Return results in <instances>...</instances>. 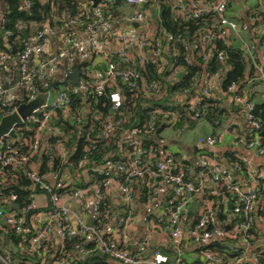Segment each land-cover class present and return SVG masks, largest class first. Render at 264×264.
Instances as JSON below:
<instances>
[{
  "label": "built area",
  "instance_id": "built-area-1",
  "mask_svg": "<svg viewBox=\"0 0 264 264\" xmlns=\"http://www.w3.org/2000/svg\"><path fill=\"white\" fill-rule=\"evenodd\" d=\"M114 1L121 5L122 2L136 7L131 12L122 13L118 9V15L126 25L135 26V32L123 33L112 31L110 28L111 12L103 2ZM170 5V11L175 17L185 14L187 19L197 20L203 16L212 20L198 28L193 39H185L180 34H172L163 26L156 24L152 17L151 5L160 8V0H99L95 6L81 4L73 14L61 13L52 16V21H61L62 26L54 28L48 24L38 31H33L21 39V48L17 53V82H11L8 74H3L6 67L7 55L0 51V108H5V114L14 111L16 105V87L22 85L25 89L27 102L38 93L47 94L52 90L54 97L50 102H45L34 108L26 117V121L35 124L34 140L29 145L28 151H34L37 146V134L43 129L49 131L51 136H61L62 130L58 126L49 125L52 114L58 112L62 119L69 113V94L99 97L105 93L106 86H112L107 99L112 109L121 104V95L116 80H120L128 88L140 86L146 93L158 94L159 84L151 79L143 81L141 74L129 66L119 64L135 61L140 67L149 61L160 58L180 44L188 52L184 57L186 63L191 57L199 58L203 63L224 62V46H235L247 57L251 70L247 73L249 81L262 82L264 86V54L257 53L254 38H264V15L259 9L252 8L243 20H235L226 14V8L231 0H166ZM144 5H146L144 7ZM29 0H20L18 8L28 9ZM3 11L0 8V32H2ZM154 26V28H153ZM3 38L10 35L8 31L2 32ZM236 42V44H233ZM97 55L102 63V71L98 76L80 72L76 84H72L67 73L73 69V64L85 61L89 56ZM116 59H114V58ZM1 71H3L1 73ZM58 80L56 89H47L50 81ZM68 80L71 86L61 84ZM54 87V86H52ZM10 91L9 94L6 92ZM215 90H220L227 96L228 102L239 106L238 113L252 135L245 140L244 146L251 149L257 155L264 156V145L259 142L258 135L254 132L260 127V122L252 116L254 101L250 100L241 91V86L229 83L223 88L216 77V72L204 73L196 82H191L182 90L186 98L185 111L191 118L199 119L195 110L203 97L212 96ZM25 121V122H26ZM124 121L117 118H107L103 122L102 130L98 136L105 138L111 130L119 128ZM211 128L227 127L220 121L208 123ZM20 125V124H19ZM153 121L149 119L141 127H131L124 132L128 134L127 144L133 148L138 147L141 133L150 129ZM17 126H14L16 133ZM210 128V129H211ZM212 131V130H211ZM37 136V137H36ZM6 135L0 137V183H3L2 169L8 167H22L27 162L24 153H18L6 140ZM16 137V136H15ZM14 139V138H12ZM218 138L213 132L198 135L196 144L203 145L207 149L215 146ZM236 143V142H235ZM58 155L64 158L67 151L58 143L56 146ZM144 150H137V154L127 161L112 164L106 161L97 166L88 162L85 156L77 160L76 170L82 175L95 173L108 176L99 180L98 184L91 185L89 189L93 194L91 203V216L98 215L101 200L111 185H115L121 202L128 206L132 200V182L134 180H150L166 186L170 192L171 202L169 207L156 218V224L176 246V254L170 259L164 251L155 249L147 256L139 255L150 230L134 243L137 251L130 252L126 245H130V239L126 229H120L116 236L102 233L91 226H87L85 220L76 215V231L71 234L68 224V208L63 204L61 196L53 191V185L45 182L43 176L35 171H26V177L30 179V193L28 203L17 210L10 208L5 210L0 206V227L6 226L11 232L21 234L30 232L27 247L37 254V260L33 264H67L68 258L53 256L45 260L41 251L45 252L47 235L51 222H55L57 235L61 240L72 235L79 237L77 244L79 257L97 253L105 256L116 264H189L185 262L179 253L180 243L187 240L194 244H206L212 239H229L232 243L227 245L229 249L238 252L234 257H226L218 251L205 249L201 252L199 260L195 264H260L258 254L249 245V230L257 219L255 211L259 194V182L264 180V164H252L249 158H240L234 155L235 160L231 165L218 162L213 155H202L198 158L197 168L205 172L206 180L214 185L208 194L204 190L206 182L201 176L192 177L188 169L182 168L179 161H187L183 158L176 162L172 156L164 158H147L139 160V154ZM189 167V165H188ZM235 172V174L233 173ZM116 173L122 175L117 179ZM51 174V173H50ZM51 176H54L51 174ZM65 179H59L58 186H64ZM36 189L44 193L50 205L49 210L41 214L40 224L30 225L23 215L28 209L33 208V196ZM82 189H73L68 197H71L78 206H81L79 196ZM150 194H156L153 185L149 187ZM206 196L197 197L200 194ZM208 196H217L219 203L213 205ZM15 195H10L9 203H14ZM198 199L199 202L196 200ZM195 201V209L191 216L187 211L191 202ZM231 204L230 207L228 205ZM260 218H264V206L259 207ZM222 215L219 219L218 216ZM29 220V219H28ZM264 239V238H261ZM86 247V245H88ZM0 264H10L4 255L0 253ZM32 264V263H31Z\"/></svg>",
  "mask_w": 264,
  "mask_h": 264
},
{
  "label": "trees",
  "instance_id": "trees-1",
  "mask_svg": "<svg viewBox=\"0 0 264 264\" xmlns=\"http://www.w3.org/2000/svg\"><path fill=\"white\" fill-rule=\"evenodd\" d=\"M19 2L20 0H0V8L5 18L1 31L10 33V35L3 38V34L0 32V51L7 55V69L3 74H8L13 83L17 82L16 57L21 48V39L23 38L21 30L24 29L26 35H28L33 31L43 29L47 24L51 27L59 28V26H62L63 18H61V21H52V16H58L61 13L69 14L72 5L75 9L73 13L81 4L89 5V0L79 3L77 0H29L30 6L24 10L18 8ZM103 3L105 6L112 4L107 9L111 12L112 17L118 15L119 4L117 2L105 1ZM159 3V9L151 5L154 22L156 24L160 23L165 30L172 34L178 33L187 40L193 39L198 28L206 26L212 20V17L208 18L207 16L197 20L187 19L185 14L174 18L170 11L169 3L166 0H160ZM223 49L224 62L222 64L215 62L203 63L195 56H192L190 62L186 63L184 57L188 55V52L180 44H176L170 52L163 54L158 59L149 61L143 67H140L135 61L126 63L119 60V64L129 66L138 71L143 81L156 80L160 87L159 93H146L140 88L139 84L136 87L128 88L120 80H116L121 95V104L116 109L111 108L107 99V93L113 88L112 86H106L105 93L99 97L69 94L70 102L67 118L62 119L58 112H55L49 120V125L61 128L62 135L57 137L47 134L45 138H41L37 142L34 151L28 150L30 143L34 140L35 124L26 121L18 125L15 133L16 137L12 139L6 136L4 139L5 142L6 140L11 141L8 144L15 151L26 154L27 162L22 167L12 168L7 166L2 169L3 183H0V206L5 210L10 209V203L8 202L10 195L16 196L14 203L17 204L19 209L26 206L31 186L30 179L26 177V171L32 170L29 166L31 162L36 164L37 169L33 171L39 176L47 173L54 175L53 177H55L56 181L53 191L61 196L63 192L69 191V189L71 192L76 188L82 190L89 188L108 176V173L99 176L95 173L82 175L77 172L76 163L82 156H85L89 163L97 166L103 165L107 160L112 164L125 162L128 158L138 155L137 150H144L145 153L153 152L155 156H158L160 149L158 142L161 139V131L163 129L170 127L175 136L178 137L186 130L192 129L198 120L213 123L215 120H228L232 114L239 115V106L225 102V97L215 98L212 96L203 97L199 106L195 109L200 116L199 119L191 118L185 111L186 98L182 90L204 73L217 72L218 80L223 88L232 82L240 88L246 81L247 73L251 70L247 57L235 46H224ZM85 61L74 63L73 68L77 66L81 70L86 65ZM51 82L47 84L46 88L56 89L57 86L52 87ZM61 84L71 86L68 80L61 82ZM25 89L26 87L22 85L16 87V92H13V95L17 96L16 103H21L25 100ZM0 111H5V108H0ZM252 116L260 122V127L254 132L258 135L260 144L264 145V101L254 103ZM107 118H119L124 123L119 128L111 130L105 138H100L98 134L102 130L104 120ZM149 119L153 121V125L150 129H146L141 133L138 147L129 146L127 144L128 137L121 138L125 130L136 126L141 127ZM240 124L244 126L243 123ZM252 133L245 127V140ZM58 143L67 151V155L64 158L56 153L54 147ZM145 153L139 154L138 158L140 161L146 159L147 155ZM172 153L170 156L176 162L175 157L177 154L176 152ZM233 154L232 152H227L224 155L226 164L231 165L235 160ZM179 163L182 164L184 169L186 165H190L188 160L179 161ZM64 170L71 177V182L68 185H66V182L64 186H58L60 175L64 173ZM116 176L117 179L122 178L120 173H116ZM44 180L47 182L45 177ZM259 187L257 210L255 211L257 219L260 218L259 207L264 206V180L259 182ZM204 190H209V188L205 186ZM41 192V190L36 189V193ZM203 196L206 195L203 194ZM208 197L212 200L213 205L219 203L217 196ZM104 198L98 208V215L92 218V226L98 231H100L102 224L111 215V213H107L104 216V206L107 201ZM196 200L199 202L198 199ZM48 207H50L49 203H47L45 211L49 210ZM37 211V208L28 209L23 215L25 221L31 219ZM218 218L221 219L222 215H219ZM121 225L122 221H120L119 227ZM29 237L30 232L28 230L21 234H16L11 232L6 226L0 227V253L5 256L9 263L16 260V264H26V262L33 264L37 260V254L31 252L27 247ZM261 238H264V225H258L255 221V224L249 230V245L258 254L260 264H264V239ZM80 240L77 235H72L62 240L61 252L57 253L56 257L64 256L66 259L68 258L67 264H111L108 258L97 253L78 258L69 257V250L79 244ZM185 241L188 244V248L183 249ZM185 241L179 244V253L181 256L182 253L191 255L190 258L182 256L183 260L189 264H195L196 260H199L201 252L205 249L218 251L229 258L238 254V252H234L227 247V245L232 243L229 239L215 238L206 244L200 245ZM88 246L89 244L86 245V247ZM164 252L171 255L176 254V246L172 241L170 247ZM40 253L47 260V250Z\"/></svg>",
  "mask_w": 264,
  "mask_h": 264
},
{
  "label": "crops",
  "instance_id": "crops-1",
  "mask_svg": "<svg viewBox=\"0 0 264 264\" xmlns=\"http://www.w3.org/2000/svg\"><path fill=\"white\" fill-rule=\"evenodd\" d=\"M122 5V3H121ZM260 0H231L229 5L226 8V14L239 21L243 20L246 14L252 10V8H257L264 15V8L260 7ZM120 7V4H119ZM262 8V9H261ZM110 28L112 31H120L123 33H134L135 26H128L120 18H114L111 21ZM256 44L257 53L264 54V38H254ZM233 44H236L234 42ZM100 58L97 55L91 54L89 58L85 61L86 65L81 68L80 72L86 71L89 76H98L102 71V63ZM216 77L218 74L216 72ZM241 91L248 96V98L254 102L264 101V86L262 82L256 81H246L241 86ZM7 94L10 91L7 90ZM212 97H225L224 101L228 103L227 96L223 94L220 90H215L212 94ZM239 114V113H238ZM240 116L237 114H232L228 120L220 121L221 124L227 125V127H215L211 128L207 121L198 120L196 121L192 129L186 130L178 137L175 136L173 130L170 127H167L161 131V139L158 144L160 146L158 156H155L153 152H146L147 158H164L169 155H172V152H176L177 160L181 158L189 161L190 165H186V169L189 170L190 175L193 177L201 176L206 182V187L209 190L214 188V185L206 180V174L202 170L201 172L197 169L198 158L202 155H213L214 159L218 162L224 163V155L227 152H232L240 158H249L252 164L263 165L264 156L255 154L251 149L244 146L245 134L244 128L246 124L243 122ZM240 123H243L242 126ZM211 128V129H210ZM212 130V131H211ZM213 132L214 135L218 138L215 146L211 149H207L203 145L196 144V137L198 135H205ZM49 134L47 129H42L39 134H37V140L45 138ZM128 137V134L124 133L121 135V138ZM236 142V143H235ZM56 150V147H54ZM183 149L180 152V149ZM180 155L178 156V153ZM56 153L58 154L57 150ZM30 168L36 170V164L30 163ZM66 170V169H65ZM63 171L59 179H65L67 184H70L71 177L67 172ZM43 177L54 186L55 177L51 176L50 173L44 174ZM132 200L128 206H125L119 199L118 193L115 189V185L109 186L106 196V203L104 206V216L107 213H111L110 217L107 218V221L102 224L100 232L109 234L111 236H116L120 229H126L128 231V238L130 239L131 244L126 245V249L130 252L137 251L134 245L135 242L140 240L145 233H148L147 230H150L149 238L146 240L145 245L142 250L137 251L139 255L147 256L152 253L153 250L159 249L165 251L170 247L171 240L167 235L162 231L161 227L156 224V218L159 214L163 213L170 205L171 196L168 188L162 186L157 182H151L150 180H134L132 183ZM153 185L156 190V194H150L149 187ZM65 190V189H64ZM206 193L208 194V191ZM69 191H65L61 194V199L63 204L68 208V224L71 230V234H75L76 231V215L81 216L85 222L91 216V203L93 202L92 191L87 187L83 189V192L79 196V201L81 206H78L76 202L68 197ZM205 193V195H206ZM203 196V194L198 195ZM47 198L44 193H36L33 196V208H37L38 211L34 214L31 219L27 220L30 225L37 226L41 221V214L45 212V207L47 206ZM49 209V207H48ZM120 221H122L121 227ZM256 224L264 225V218L256 219ZM62 249V240L59 238L56 232L55 222H51L47 235V244L45 250H47V259L55 256L57 253H60ZM69 257H79L77 252V246L75 245L68 252ZM111 264H116L113 261H110Z\"/></svg>",
  "mask_w": 264,
  "mask_h": 264
},
{
  "label": "water",
  "instance_id": "water-1",
  "mask_svg": "<svg viewBox=\"0 0 264 264\" xmlns=\"http://www.w3.org/2000/svg\"><path fill=\"white\" fill-rule=\"evenodd\" d=\"M91 4L90 6L93 7L99 0H90ZM45 5V4H44ZM74 6H71L70 14H73L74 12ZM23 37L26 36V32L24 29L21 30ZM79 76V68L75 66L70 72L67 73V77L70 79V82L72 84H76ZM58 85L57 81H52L51 86ZM54 97V94L52 90L48 91L47 94L45 93H38L34 96L33 99L27 101V102H21L18 103L14 109L13 112L9 114H5L4 112L0 111V137L1 136H8L10 138H15L16 134L14 132V126L22 124L26 121V117L29 115V113L39 105L50 102L51 99ZM235 174V172H233ZM195 201L191 202V205L189 206V209L187 211V216H191L195 209ZM231 204L228 205L230 207ZM17 204L10 203L9 208H12L14 210H17ZM86 225L91 226L92 225V217H89L86 220ZM170 259L174 258V255H169Z\"/></svg>",
  "mask_w": 264,
  "mask_h": 264
},
{
  "label": "rangeland",
  "instance_id": "rangeland-1",
  "mask_svg": "<svg viewBox=\"0 0 264 264\" xmlns=\"http://www.w3.org/2000/svg\"><path fill=\"white\" fill-rule=\"evenodd\" d=\"M84 0H77V2L79 3V2H83ZM261 1V5H260V7H262V8H264V0H260ZM136 7H133V6H130V5H128V4H126V3H124V2H122V6H120V7H118V9L122 12V13H127V12H131V11H133V9H135ZM261 8V9H262ZM153 28H154V26H153ZM193 82H196V80H194ZM180 149V152H182L183 151V149H181V148H179ZM180 152L178 153V156L180 155ZM188 244L186 243V241H185V244L183 245V249H185V248H188V246H187ZM182 253V252H181ZM189 254H187V253H182V256L183 257H187V258H190L191 257V255H189ZM16 260H13V261H11V263L10 264H16ZM26 264H30V262H26Z\"/></svg>",
  "mask_w": 264,
  "mask_h": 264
}]
</instances>
